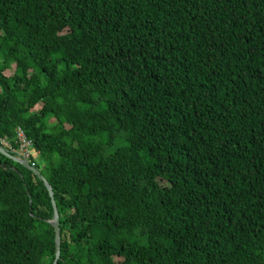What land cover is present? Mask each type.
<instances>
[{
    "label": "trees",
    "instance_id": "1",
    "mask_svg": "<svg viewBox=\"0 0 264 264\" xmlns=\"http://www.w3.org/2000/svg\"><path fill=\"white\" fill-rule=\"evenodd\" d=\"M18 129L57 264H264V0H0ZM53 212L0 153V264H53Z\"/></svg>",
    "mask_w": 264,
    "mask_h": 264
},
{
    "label": "water",
    "instance_id": "2",
    "mask_svg": "<svg viewBox=\"0 0 264 264\" xmlns=\"http://www.w3.org/2000/svg\"><path fill=\"white\" fill-rule=\"evenodd\" d=\"M0 153L6 155L7 157L13 159L14 161L20 163L24 167L28 168L29 170H32L45 184L53 206V218L50 220V223L52 224L55 232V260L53 264H57L58 259L60 258V242H61V235H60V219H59V211L56 205V201L54 197L53 188L48 182V180L41 174V172L32 166L28 161L21 159L11 153H9L6 149H4L2 146H0Z\"/></svg>",
    "mask_w": 264,
    "mask_h": 264
},
{
    "label": "built area",
    "instance_id": "3",
    "mask_svg": "<svg viewBox=\"0 0 264 264\" xmlns=\"http://www.w3.org/2000/svg\"><path fill=\"white\" fill-rule=\"evenodd\" d=\"M2 147L6 148L8 151L13 152L19 158L27 160L30 162L31 157V141L27 138L23 130L18 129L17 137L15 143L18 145L17 148L13 147L10 141L5 138L0 139Z\"/></svg>",
    "mask_w": 264,
    "mask_h": 264
},
{
    "label": "clouds",
    "instance_id": "4",
    "mask_svg": "<svg viewBox=\"0 0 264 264\" xmlns=\"http://www.w3.org/2000/svg\"><path fill=\"white\" fill-rule=\"evenodd\" d=\"M4 148V147H3ZM4 149H6V148H4ZM7 150V149H6ZM8 151V150H7ZM9 152V151H8ZM14 155V154H13ZM15 156H17L16 154H15ZM18 157V156H17ZM27 161V160H26ZM29 162V161H28ZM30 163V162H29ZM33 166V165H32Z\"/></svg>",
    "mask_w": 264,
    "mask_h": 264
},
{
    "label": "rangeland",
    "instance_id": "5",
    "mask_svg": "<svg viewBox=\"0 0 264 264\" xmlns=\"http://www.w3.org/2000/svg\"><path fill=\"white\" fill-rule=\"evenodd\" d=\"M9 72H11V71H9ZM38 160V159H37Z\"/></svg>",
    "mask_w": 264,
    "mask_h": 264
}]
</instances>
